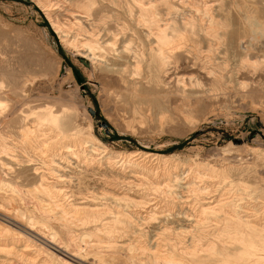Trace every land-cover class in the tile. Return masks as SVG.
<instances>
[{
  "label": "rangeland",
  "instance_id": "374dc122",
  "mask_svg": "<svg viewBox=\"0 0 264 264\" xmlns=\"http://www.w3.org/2000/svg\"><path fill=\"white\" fill-rule=\"evenodd\" d=\"M247 15L264 22V0H0V212H34L76 242L112 239L90 264H173L162 252L185 264H264L261 230L246 226L240 241L183 217L234 203L243 221L264 222V53L243 66L229 45L231 34L250 41ZM63 135L98 149L52 166ZM58 179L63 197L47 188ZM167 182L172 195L153 188ZM201 184L202 196L191 190ZM188 246L198 251L180 252Z\"/></svg>",
  "mask_w": 264,
  "mask_h": 264
},
{
  "label": "bare ground",
  "instance_id": "6f19581e",
  "mask_svg": "<svg viewBox=\"0 0 264 264\" xmlns=\"http://www.w3.org/2000/svg\"><path fill=\"white\" fill-rule=\"evenodd\" d=\"M75 1V0H74ZM120 1V0H119ZM124 2V1H123ZM129 3V2H128ZM164 3V2H163ZM179 3V2H178ZM246 3V2H245ZM123 4V3H122ZM133 4V3H132ZM160 4V3H159ZM168 4V3H166ZM172 5V3H170ZM169 4V5H170ZM115 5V4H114ZM119 5V4H118ZM164 4H162L163 6ZM249 5V4H248ZM120 6V5H119ZM126 6V5H125ZM239 6V5H238ZM156 7V6H155ZM184 7V5H183ZM235 7H237L235 5ZM242 7V6H241ZM145 9V7H143ZM172 8V7H171ZM77 9V8H76ZM141 9V8H140ZM147 9V8H146ZM238 9V8H237ZM127 10V9H126ZM199 10V9H198ZM242 10V9H241ZM79 11V10H78ZM85 11V10H84ZM161 11V10H160ZM168 11V10H167ZM129 12V11H128ZM166 12V11H165ZM177 12V11H176ZM256 12V11H255ZM79 13V12H78ZM134 13V12H133ZM148 13H150L148 11ZM157 13V12H156ZM160 14V13H159ZM183 14V13H182ZM208 14V12H207ZM212 14V13H210ZM240 14V13H239ZM245 14V13H244ZM76 15V14H75ZM74 15V16H75ZM149 15V14H148ZM151 15V14H150ZM177 15V14H175ZM206 15V14H205ZM118 16V15H117ZM172 16V15H171ZM180 16V15H179ZM212 16V15H211ZM81 17V16H80ZM161 17V16H160ZM181 17V16H180ZM183 17V16H182ZM222 17V16H221ZM243 17V16H242ZM83 18V17H82ZM171 19V18H170ZM174 19V18H173ZM183 19V18H182ZM212 19V17H211ZM245 21H247L249 26L250 32V41L247 44H242V41H239V37H236L233 34L229 36V45L231 47L230 51L233 50V53L237 50L243 52L242 56V65H252L255 66L254 61L250 62V52H263L264 53V41L261 40L264 37V22H260L256 15L255 16H246ZM119 20V19H118ZM162 20V19H161ZM224 20V19H223ZM210 22V21H209ZM194 23V22H193ZM243 23V22H242ZM246 23V24H247ZM73 24V23H72ZM82 24V23H81ZM149 24V23H148ZM213 24V23H212ZM215 24V23H214ZM52 25L54 28H57L55 22L52 20ZM152 25V24H151ZM150 25V26H151ZM159 25V23H158ZM132 26V25H131ZM215 26V25H214ZM224 26V25H223ZM241 26V25H240ZM243 26V25H242ZM170 27V26H169ZM208 27V26H207ZM122 28V27H121ZM189 28V27H188ZM152 29V28H151ZM246 30V29H245ZM214 31V30H213ZM228 31V30H226ZM241 31V30H240ZM96 32V31H95ZM126 32V31H125ZM129 32V31H128ZM134 32V31H133ZM189 32V31H187ZM217 32V31H215ZM147 33V32H146ZM149 33V32H148ZM177 33V32H176ZM211 33V32H210ZM248 33V32H247ZM80 34V33H79ZM174 34V33H173ZM127 35V34H126ZM192 35V34H191ZM210 35V34H209ZM222 35H225L223 33ZM66 37V36H65ZM78 37V36H77ZM132 37V36H131ZM175 37V36H174ZM87 38V36H86ZM113 38V37H112ZM185 38V36H184ZM192 38V37H191ZM213 38V37H212ZM117 39V38H116ZM131 39V38H130ZM174 38H172L173 40ZM66 40V39H65ZM221 40V38H220ZM117 41V40H116ZM131 41V40H130ZM171 41V40H170ZM219 41V40H217ZM64 42V41H63ZM80 42V41H79ZM106 42V41H105ZM165 44L168 42L165 40ZM181 42V41H180ZM213 42V41H212ZM78 43L77 39L72 40L69 42L68 46L74 47ZM98 43V42H97ZM113 43V42H112ZM121 43V42H120ZM185 43V41H184ZM214 43V42H213ZM95 45V44H94ZM93 45V46H94ZM132 45V44H131ZM117 46V45H116ZM161 46V45H160ZM181 46V45H180ZM215 46V45H214ZM212 46V47H214ZM87 47V46H86ZM98 47V46H97ZM182 47V46H181ZM217 47V46H216ZM197 48V47H196ZM85 49V48H84ZM113 49V48H112ZM115 49V48H114ZM129 49V48H128ZM199 49V48H198ZM80 50V49H79ZM110 50V49H109ZM178 50V49H177ZM217 50V49H216ZM125 51V50H123ZM152 51V50H151ZM169 51V50H168ZM180 51V50H179ZM85 52V51H84ZM87 52V51H86ZM130 52V51H129ZM164 52V51H163ZM105 54V53H104ZM78 57H85L84 53L77 52L76 54ZM109 55V54H108ZM205 55V54H204ZM88 56V55H87ZM102 56V55H101ZM112 56V55H111ZM129 56V55H128ZM152 56V55H151ZM213 56V55H211ZM264 56V55H263ZM140 57V56H139ZM138 57V58H139ZM156 57V56H155ZM170 57V56H169ZM198 57V56H197ZM142 58V57H141ZM223 58V57H222ZM262 56L260 57V59ZM119 59V58H118ZM124 59V58H123ZM122 59V60H123ZM157 59V58H156ZM209 59V58H207ZM220 59V58H218ZM263 59V58H262ZM153 60V59H152ZM151 60V61H152ZM241 60V59H240ZM253 60V59H252ZM257 60V59H256ZM150 61V60H149ZM259 61V59H258ZM261 61V60H260ZM142 62V61H141ZM223 62V61H222ZM257 62V61H256ZM158 63V62H157ZM203 63H206L205 61ZM212 63V62H211ZM226 63V61L224 62ZM258 63V62H257ZM260 63V62H259ZM127 64V63H126ZM149 64V62L147 63ZM228 64V63H227ZM135 65V64H134ZM133 65V66H134ZM243 65V66H244ZM99 66V65H98ZM123 66V65H122ZM138 66V65H137ZM145 66V65H144ZM215 67V65H213ZM212 66V67H213ZM223 66V65H222ZM225 66V65H224ZM139 67V66H138ZM148 68V66H146ZM157 67V66H156ZM242 67V66H241ZM59 68L61 74H66L70 72V68L68 64L63 63V60L59 61ZM158 68V67H157ZM208 68V67H207ZM225 68V67H224ZM127 69V68H126ZM164 69V67H163ZM150 70V69H149ZM213 70V69H212ZM58 71V69H57ZM56 71V72H57ZM156 71V70H155ZM154 71V72H155ZM162 71V70H161ZM215 71V70H214ZM149 72V71H148ZM160 72V71H159ZM165 72V71H164ZM210 72V71H209ZM212 72V71H211ZM218 71H216L217 73ZM136 73V72H135ZM127 74V73H126ZM140 74V73H139ZM152 74V73H151ZM214 74V73H212ZM171 75V74H170ZM169 75V76H170ZM123 77V76H122ZM159 77V76H158ZM198 77V76H197ZM196 77V78H197ZM163 78V77H162ZM181 78V81L180 79ZM177 84L181 85L184 89L186 88L187 80L184 77H179ZM194 78V77H193ZM161 79V78H160ZM200 79V78H199ZM163 80V79H162ZM166 81V80H165ZM180 81V82H179ZM194 81V80H193ZM201 81V80H200ZM126 82V81H125ZM159 82V81H158ZM170 82V81H169ZM179 82V83H178ZM202 82V81H201ZM151 83V82H150ZM190 83V82H189ZM161 85V84H160ZM176 85V84H175ZM195 85V84H194ZM155 86V85H154ZM161 88V87H160ZM44 121H49L48 118H45ZM43 124H46L43 122ZM52 125V124H51ZM60 132L58 131V134ZM65 139L59 145L54 144L52 148L56 150H51L48 153V162L54 165L53 162L56 157L61 159H67L71 155L78 156L79 154H84L86 147L91 146L93 149H98V146H95V142L91 139L89 141H83L81 143H77L76 140H71L70 137L63 135ZM89 138V137H88ZM75 139V138H74ZM84 140V139H83ZM90 145H89V144ZM1 146V145H0ZM6 148V147H5ZM255 149V148H254ZM94 151V150H93ZM92 151V152H93ZM6 152V151H5ZM16 152V151H15ZM22 152V151H21ZM42 152V150H41ZM105 152V151H104ZM1 153V152H0ZM82 156V155H80ZM83 157V156H82ZM13 158V157H12ZM70 158V157H69ZM87 158V157H86ZM11 160V159H10ZM17 160V159H16ZM59 160V159H58ZM57 160V161H58ZM64 161V160H63ZM62 161V162H63ZM69 161V160H68ZM65 162V161H64ZM106 162V161H105ZM27 165V164H26ZM19 172V171H18ZM169 172V171H168ZM20 173V172H19ZM50 173L54 175L56 173L53 168H50ZM48 174V173H47ZM34 175V174H33ZM60 175V174H59ZM15 176H18L15 175ZM22 176V175H21ZM43 177V176H42ZM204 177V176H202ZM23 178V177H22ZM24 180V179H23ZM195 180V179H194ZM201 180V179H200ZM54 183H47V188L51 190L54 195H58L63 197L66 193L63 192L62 188H59L61 179L55 180ZM193 181V180H192ZM196 182V181H194ZM154 183V182H152ZM161 183V182H160ZM5 184V183H4ZM41 184V183H40ZM154 185V184H153ZM158 184L154 185L153 188L155 189H163L172 195V188L170 187V183H164L163 185ZM6 186V185H5ZM42 186V185H41ZM210 186V185H209ZM9 189V188H8ZM12 189V188H11ZM207 187L201 185H197L196 187L191 186V190L195 191L197 194H204L206 192ZM209 189V188H208ZM214 189V188H213ZM79 190V189H78ZM70 195V194H69ZM126 195V194H125ZM74 197V196H73ZM118 197H116L117 199ZM60 199V198H59ZM199 199V197H198ZM201 201H206L202 200ZM229 199V198H228ZM258 199V197H257ZM75 202H69L68 207L71 211L78 212L80 210V206L76 205ZM122 200L127 202H132L134 205H140L141 201H137L135 198L130 196H125ZM240 200V199H239ZM55 203V202H54ZM206 204V203H205ZM13 206V205H12ZM58 206V205H56ZM141 206V205H140ZM173 206V205H172ZM171 206V207H172ZM32 207V206H31ZM60 208V207H59ZM199 208L200 210H195L193 214L187 212L184 214L185 221H190L189 223L194 224V227L199 225L211 224L214 231H220V235L227 237H234L238 240H245L247 236L246 226H251L253 230H261L264 236V222L260 223H251V221H243V219L238 215L239 212L236 209V205L234 203L231 204H223L219 206H207L201 205ZM243 208V207H242ZM246 208V207H245ZM244 209V208H243ZM250 209V208H249ZM248 209V210H249ZM252 209V208H251ZM250 209V210H251ZM5 210V208H4ZM15 216H11L8 214H2L0 212V264H90L89 257L90 254H100L111 247L113 243L111 240H98L92 239L89 233H82L79 235V242L73 241V235L71 233V228L69 226H64V229H56L51 225V221L43 220L42 218L38 217L34 214V212H29L28 214L26 211L20 208H12ZM37 211L41 212L40 207L36 208ZM8 211V210H7ZM11 211V210H10ZM253 211V210H252ZM73 212V214H74ZM91 212L99 213L96 210H92ZM152 212V211H151ZM13 213V212H12ZM13 213V214H14ZM219 213L221 215L219 216ZM45 214V213H44ZM43 214V215H44ZM210 214L213 217H210ZM224 214V218L222 216ZM183 215V214H182ZM46 216V215H45ZM53 216V215H49ZM62 219L63 215L59 216ZM57 217L56 219H58ZM150 218V217H149ZM264 220V219H263ZM120 222V220H118ZM85 224L87 221L84 222ZM118 226L116 224H112L108 233L117 231ZM66 236V237H65ZM111 237V235L109 236ZM91 238V239H90ZM230 241V240H229ZM227 243V242H226ZM185 244V243H184ZM159 246V245H158ZM134 247H131L130 250L132 251L131 258H135L134 254ZM162 249V248H161ZM160 250V249H159ZM158 250V251H159ZM162 251V250H161ZM166 251V250H165ZM197 252L198 249L185 247L180 248V252L183 254H190L192 255L193 252ZM168 252V251H167ZM166 253V252H164ZM158 255V254H157ZM156 255V256H157ZM161 260L159 262H168V263H175V264H185L183 261H177L172 255L167 256L165 254L160 253L158 255ZM157 256V257H158ZM156 259V258H155ZM179 260V259H178ZM184 260V259H183ZM158 262V263H159ZM164 264V263H163ZM189 264V263H187Z\"/></svg>",
  "mask_w": 264,
  "mask_h": 264
},
{
  "label": "water",
  "instance_id": "95a60500",
  "mask_svg": "<svg viewBox=\"0 0 264 264\" xmlns=\"http://www.w3.org/2000/svg\"><path fill=\"white\" fill-rule=\"evenodd\" d=\"M80 60L88 67L89 63L87 61H85L83 58H80Z\"/></svg>",
  "mask_w": 264,
  "mask_h": 264
}]
</instances>
